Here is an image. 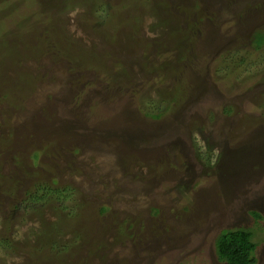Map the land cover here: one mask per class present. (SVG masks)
Returning <instances> with one entry per match:
<instances>
[{
    "label": "rangeland",
    "instance_id": "1",
    "mask_svg": "<svg viewBox=\"0 0 264 264\" xmlns=\"http://www.w3.org/2000/svg\"><path fill=\"white\" fill-rule=\"evenodd\" d=\"M259 32L264 0H0V237L37 249L0 264H223L236 228L264 264ZM39 179L62 209L17 206Z\"/></svg>",
    "mask_w": 264,
    "mask_h": 264
},
{
    "label": "trees",
    "instance_id": "2",
    "mask_svg": "<svg viewBox=\"0 0 264 264\" xmlns=\"http://www.w3.org/2000/svg\"><path fill=\"white\" fill-rule=\"evenodd\" d=\"M255 41L257 48H261L264 45V32H259L255 35ZM66 189L63 186L58 185L56 179H39L34 181L30 187L25 191L24 199L19 201L18 207H22L24 210L43 211L45 206L55 203L57 208L62 209L67 203ZM257 219H260L261 215L257 211H253ZM43 225V226H42ZM42 229H39V233L35 237L39 240L42 247L45 246V224L43 222ZM255 232L252 229L236 228L227 229L221 232L216 241V252L219 260L223 264H255L256 257L254 253L259 244L254 240ZM52 244L57 245L54 241ZM33 245L17 247L16 242L7 236L0 237V247H6V249H12L17 251H29L37 250L31 248ZM27 247V249H25Z\"/></svg>",
    "mask_w": 264,
    "mask_h": 264
}]
</instances>
